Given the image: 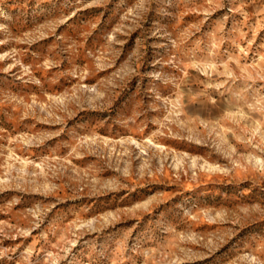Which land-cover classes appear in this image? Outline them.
<instances>
[{
  "label": "rangeland",
  "instance_id": "374dc122",
  "mask_svg": "<svg viewBox=\"0 0 264 264\" xmlns=\"http://www.w3.org/2000/svg\"><path fill=\"white\" fill-rule=\"evenodd\" d=\"M0 264H264V0H0Z\"/></svg>",
  "mask_w": 264,
  "mask_h": 264
}]
</instances>
